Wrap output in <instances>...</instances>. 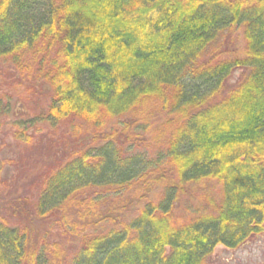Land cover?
Returning a JSON list of instances; mask_svg holds the SVG:
<instances>
[{
    "label": "trees",
    "instance_id": "16d2710c",
    "mask_svg": "<svg viewBox=\"0 0 264 264\" xmlns=\"http://www.w3.org/2000/svg\"><path fill=\"white\" fill-rule=\"evenodd\" d=\"M0 65L50 90L15 138L41 120L94 132L36 199L0 205V264H211L264 234V0H0ZM149 110L169 137L131 154Z\"/></svg>",
    "mask_w": 264,
    "mask_h": 264
},
{
    "label": "rangeland",
    "instance_id": "374dc122",
    "mask_svg": "<svg viewBox=\"0 0 264 264\" xmlns=\"http://www.w3.org/2000/svg\"><path fill=\"white\" fill-rule=\"evenodd\" d=\"M220 48L228 47L222 43ZM241 73H232L225 86L234 85ZM17 80L20 78L15 70L0 65V95L8 94L7 97H10L8 104L11 112L0 121V161L3 162L0 205L4 206L24 198L31 201L36 199L42 177L66 163L83 147L89 148L94 144L93 129L80 121H60L53 125L41 120L25 131L26 139L15 138L14 122L20 119L37 120V116L44 117L50 99L49 87L43 82H22L18 85ZM149 111L143 114L144 129H141L143 132H138L131 154L145 152L154 155L157 150L164 148L169 137V128L164 125V118L152 110ZM121 127L122 125L118 127L119 130ZM126 139V135L121 136V142ZM217 189L214 183L192 187L190 192L183 195L182 203L176 211L177 217H186L188 205H200L203 193L214 197ZM210 260L211 264H264V234L235 250L219 246Z\"/></svg>",
    "mask_w": 264,
    "mask_h": 264
}]
</instances>
